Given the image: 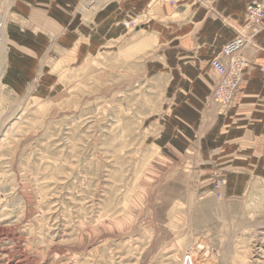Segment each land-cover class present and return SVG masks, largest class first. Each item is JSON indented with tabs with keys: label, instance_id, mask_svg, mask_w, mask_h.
Instances as JSON below:
<instances>
[{
	"label": "rangeland",
	"instance_id": "obj_1",
	"mask_svg": "<svg viewBox=\"0 0 264 264\" xmlns=\"http://www.w3.org/2000/svg\"><path fill=\"white\" fill-rule=\"evenodd\" d=\"M147 20L105 41L17 27V0H0V264H264V185L229 198L206 161L235 99L214 100L211 68L187 105Z\"/></svg>",
	"mask_w": 264,
	"mask_h": 264
},
{
	"label": "crops",
	"instance_id": "obj_2",
	"mask_svg": "<svg viewBox=\"0 0 264 264\" xmlns=\"http://www.w3.org/2000/svg\"><path fill=\"white\" fill-rule=\"evenodd\" d=\"M25 1L17 0V27L25 26L26 22L28 27L50 33L87 32L88 27H96L105 41L115 42L132 32L124 33L126 28L120 24L122 20L148 19L149 27H154L171 43V55H177V62L183 64L187 79H183L182 94L187 105L195 107L197 112L201 100L210 93L211 59L236 34L228 21L242 23L249 2L27 0L30 4L25 10ZM142 26L140 23L137 27ZM242 55L248 60L244 80L234 104L217 118L212 138L214 145L206 155L209 168L224 170L227 175L229 198L244 195L257 183L264 185V20L263 28L244 48Z\"/></svg>",
	"mask_w": 264,
	"mask_h": 264
},
{
	"label": "built area",
	"instance_id": "obj_3",
	"mask_svg": "<svg viewBox=\"0 0 264 264\" xmlns=\"http://www.w3.org/2000/svg\"><path fill=\"white\" fill-rule=\"evenodd\" d=\"M173 2V1H172ZM247 21L244 27L239 30L238 36L229 41L222 50L226 60L215 57L211 62L212 70L219 75V81L214 88V100L225 107L229 106L243 80L245 67L248 60L243 57L244 48L250 43L255 35L263 28L264 0H249L246 8ZM126 27H135L134 20L123 21ZM221 184L217 183L219 188ZM185 264H194L192 254L185 257Z\"/></svg>",
	"mask_w": 264,
	"mask_h": 264
},
{
	"label": "bare ground",
	"instance_id": "obj_4",
	"mask_svg": "<svg viewBox=\"0 0 264 264\" xmlns=\"http://www.w3.org/2000/svg\"><path fill=\"white\" fill-rule=\"evenodd\" d=\"M234 39H235V38H234ZM227 43H228V42H227ZM227 43H226V44H227ZM226 44H225V45H226ZM225 45H224V46H225ZM224 46H223V47H224ZM222 50H223V48H222ZM221 53H222V52H221ZM222 56H223V58H222V59H224V60H225L226 58L224 57L223 53H222ZM212 60H213V59H212ZM212 60H211V62H212ZM213 95H214V94H213ZM235 97H236V96H235ZM234 99H235V98H234ZM233 101H234V100H233ZM231 104H232V103H231ZM231 104H230V105H231ZM230 105H229V106H230ZM224 107H225V106H224Z\"/></svg>",
	"mask_w": 264,
	"mask_h": 264
}]
</instances>
